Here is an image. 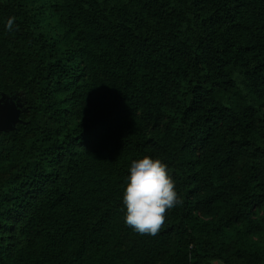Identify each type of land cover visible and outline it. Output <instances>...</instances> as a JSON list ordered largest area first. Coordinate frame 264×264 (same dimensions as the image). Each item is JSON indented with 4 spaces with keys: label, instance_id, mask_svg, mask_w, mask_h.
Instances as JSON below:
<instances>
[{
    "label": "trees",
    "instance_id": "16d2710c",
    "mask_svg": "<svg viewBox=\"0 0 264 264\" xmlns=\"http://www.w3.org/2000/svg\"><path fill=\"white\" fill-rule=\"evenodd\" d=\"M2 99L0 264H264V0H0ZM144 156L156 236L123 219Z\"/></svg>",
    "mask_w": 264,
    "mask_h": 264
},
{
    "label": "clouds",
    "instance_id": "9594fccd",
    "mask_svg": "<svg viewBox=\"0 0 264 264\" xmlns=\"http://www.w3.org/2000/svg\"><path fill=\"white\" fill-rule=\"evenodd\" d=\"M15 17H9L5 30H19ZM180 203L167 165L160 159L144 156L133 160L122 195L126 226L140 235L156 236L167 214Z\"/></svg>",
    "mask_w": 264,
    "mask_h": 264
},
{
    "label": "water",
    "instance_id": "95a60500",
    "mask_svg": "<svg viewBox=\"0 0 264 264\" xmlns=\"http://www.w3.org/2000/svg\"><path fill=\"white\" fill-rule=\"evenodd\" d=\"M20 109L14 102L0 100V132L12 130L19 122Z\"/></svg>",
    "mask_w": 264,
    "mask_h": 264
},
{
    "label": "rangeland",
    "instance_id": "374dc122",
    "mask_svg": "<svg viewBox=\"0 0 264 264\" xmlns=\"http://www.w3.org/2000/svg\"><path fill=\"white\" fill-rule=\"evenodd\" d=\"M259 214H260V215H262V213H261V212H260ZM260 215H259V216H260ZM215 264H217V263H215Z\"/></svg>",
    "mask_w": 264,
    "mask_h": 264
}]
</instances>
